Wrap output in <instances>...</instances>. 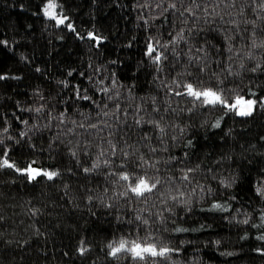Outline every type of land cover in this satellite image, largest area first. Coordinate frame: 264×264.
<instances>
[{
  "label": "trees",
  "instance_id": "obj_1",
  "mask_svg": "<svg viewBox=\"0 0 264 264\" xmlns=\"http://www.w3.org/2000/svg\"><path fill=\"white\" fill-rule=\"evenodd\" d=\"M104 1L108 2L106 5L111 4V0ZM122 1H112V4L116 6L118 11H122L125 7V2L124 0ZM56 2L61 15L66 18L65 20L74 23L76 31H70L64 24L57 25L55 20L46 17L44 12L39 8L41 0H0V48L3 51L5 57L4 63L7 66L6 73L0 75L4 77V79H0V100L4 99L9 103L16 104L19 108L18 104L21 100L17 98V95L23 92L28 94L30 99L35 98L40 101L39 103L42 107H33V118L31 121H26L27 123L22 124L20 135L23 138L27 133L28 135L31 133L36 135L31 140H36L37 148L40 151L47 152L49 158L52 157L50 151L54 148L55 141L62 144V146H69L65 151L68 150V153L71 155L73 152L77 153V148L86 150L87 152L89 150L90 152L94 151L91 154L94 157L90 156L88 162L83 166V168H91L99 156L98 152L95 153L99 147L95 145L94 141L101 142L103 138V136L100 138L98 133L96 134L97 129L101 126L98 117L92 112L93 108L85 107V103H89L90 99L78 98V95L79 97L85 95H82L80 90L74 89L72 83L70 84L69 72H81L87 66H90L95 70V73H98L97 68L101 67L98 64L100 59L97 53H101L105 46L101 47L100 50L99 48L96 50L93 41L88 42L86 40L87 38L91 39L89 37L90 33L94 34L93 32L96 29L98 30L96 9L99 7V2L98 0H56ZM137 2L140 5L149 6H155L159 4L158 2H161L163 6L165 2H168L163 6L166 7L171 3V0H138ZM179 2L177 9L180 10L181 8L180 11L183 10V7L188 6L189 3L182 7ZM227 3L229 4L228 7H225L223 3L219 5V8L216 9V12L219 13L218 15L214 14L206 17L202 9L198 12V15L200 17H202L201 15L205 16L206 21L208 19L209 21L211 19L215 20L218 27L227 34V38L231 37L233 39V36H235L234 38L237 39V42L233 45L229 43V45L225 46V49H227L226 55L228 54L233 60L240 59L239 61H242V57L245 58L248 56V53H253V57L247 61L250 69L255 67L257 63L261 65L260 53L264 48H256L257 52H254L251 48H246L248 50L241 53L235 45H239V42L247 43L251 41L253 32L256 34L255 39L257 43H259L257 39H261V37L264 39V31H262L264 30V13L259 11L257 5L252 3V0H236L234 6H231V0H227ZM211 7H215V2L212 3ZM229 21H234L235 23H229ZM169 23L168 28L165 27L167 34H169L167 42H165L166 44L173 45L170 42L181 30L183 31L184 38L189 34L186 30L185 22L177 20L175 15ZM158 25L160 23L156 24V26ZM139 27H142L141 23H139ZM139 27L136 25L133 30H137ZM173 27L176 28L174 31L171 30ZM78 32L80 33L79 36ZM197 34L199 35L193 38L196 41V38L201 40L198 47L204 49L203 53H205L207 58L222 61L221 55L213 54L214 50L212 46H214V41L210 37L212 35L210 30L201 28ZM154 35H156L155 37L158 38L156 39L158 41H161L164 36L163 32H157ZM134 38L131 42H134ZM189 41L192 43V39ZM129 45L125 44L127 47ZM229 46L232 48L231 52L228 51ZM193 48L192 50L195 52H192V57L199 61L197 48L194 45ZM180 53V51L177 52V54ZM257 53L259 55H256ZM143 64L145 65L143 76L145 85L143 91L136 95L137 100L134 99L133 103L136 100L141 105L144 100L146 101L143 103L144 106L140 108L141 110L146 109V112H151L148 109H152V113H149L150 116L148 117H150V120L154 119L160 122V125L165 129L163 138H160L159 129H157L158 132H155L154 129L147 132H139L128 98L123 93L115 94L114 92L117 91L112 90L110 91L111 93L107 94L108 97L105 99H103L106 94L104 91H99L102 93L101 95L91 93L92 98L101 106L103 112L108 113L105 121L106 125H104L103 129L108 141L117 146L115 156L111 155V148L105 149V152L109 153L107 158L112 161L110 167L104 166L103 160L101 161L100 168L104 170L103 173L105 175L110 172H132L129 166L124 169L119 168V164L123 159L119 149L123 148L124 151L130 153V156L132 154L135 155L134 159L131 160L129 156L130 162L138 158L134 164L130 163L132 167H136V163L142 156L149 164H155L153 170H160L161 168L167 172V175L172 177V172L170 173V171L173 170L168 167L169 164L173 163V160L176 158L179 164L184 163L186 160L183 153L178 151L183 141L192 137L196 139L199 135L203 136V141L207 139L206 134L209 131L201 128L203 124H198V126L196 124L195 131L190 132L188 130L192 128L190 125H193V123L189 119H184L183 116L179 118L169 116L167 112L172 108L170 106L175 103V99H177V96L172 94L177 90L176 83L173 85L171 83L173 81L169 79L170 76H165V69L163 67L156 68L153 64L147 65L144 60ZM240 66L233 63L230 68L238 75ZM158 68L160 69L159 71L157 70ZM199 69L200 66H197L196 69L186 66L183 67V71H181L182 69H178L177 74L188 72L191 73L189 76H193L194 74L201 76ZM111 71L113 72L111 69L105 71V77H109ZM212 73L222 78L217 71H212ZM223 74L222 76L226 77L225 72ZM261 74L258 76L250 73V79L252 83L256 84L254 85L255 87L258 86V90L264 92V71ZM210 76L211 74L208 77ZM237 77L239 78H231V81L235 82L234 84L241 82L243 87L248 84V78ZM159 87H161L160 90L165 91L164 96L163 94L160 95ZM166 91L170 92L172 96L170 93V95H167ZM89 95L87 93L86 96ZM55 101H57L61 111L56 117L52 113L51 116L47 115V119H51L52 124L59 121L60 125L57 129L49 125L50 122L49 120L47 121L42 111L43 107L46 110L48 106L49 108L54 107ZM105 104L107 107H104ZM117 104H119V111L116 110ZM154 108H159V111H153ZM37 109H40V111L38 112ZM136 111L139 110L136 109ZM143 113L145 112H142L141 115L144 116L145 114ZM187 117L186 115L185 118ZM257 120L252 122H256ZM93 124L97 125V127H91ZM42 127H44V132H47L45 130L47 128L50 133L54 132V135L47 137L46 134H39L40 131L38 133L35 132L41 130ZM5 129L6 127H0L1 145L5 141H12L11 133L9 135ZM219 133L217 139L218 146L214 147L212 146L213 144H207L203 154L208 153L211 149L218 148L222 150V155H216L205 169H198L200 173L197 177L201 178H197V182L195 181L194 185L191 186L189 184L187 189L185 187L183 189L180 187L181 183H179L175 184L176 188H180L182 192L192 190L191 196H195L197 192L203 194L206 188L218 186L217 181H223L221 183L222 186L217 189V192L222 195L228 193L230 182L236 178L247 176L250 168H248L249 165L245 159L241 157L242 152L239 148L240 134L237 132V126L229 124L224 134L222 132ZM157 136L160 138L158 141ZM150 137L154 139V142L149 140ZM28 147L31 150L33 149V146ZM144 147L155 148L156 151L147 155ZM58 154L64 161L67 159L70 166L64 165V168L56 171L59 175L53 180L40 176L35 181L29 182L27 175L20 174L14 169L0 168V264H61L64 262L59 260L61 255L64 256L70 253L75 258L78 257L76 252L74 253L76 251L74 246L77 245L76 241L80 236L86 239V242L90 244L92 249L91 256L83 258L81 260L82 264H136L131 258H128V254L119 257V259H116L117 261H110L107 258V250L103 246V240L99 241L95 235L86 237L83 234V228L93 222L105 228H110V232L114 231L121 234V232L125 231L127 232L123 233L125 239L130 241L138 240L141 243L147 241L148 243L156 244V237L172 236V229L175 224L173 222L177 219L172 218L167 220V216L157 205V203H160V200H156V203L151 206L153 194L146 202L135 200V198H133V202H129L126 198L119 196V193L124 191L123 185L125 182L118 181L117 177L112 175H108L112 181L109 183L110 188H105L107 192H105V189L101 191L103 188L100 186L104 182L102 179L97 181L96 187H88L89 189L85 187L84 190L75 189L72 185V176L68 173L69 171L76 172L78 180L84 179L88 181L85 172L81 171V168L76 165L75 158L77 154L75 158L73 155H67V152H58ZM203 154L198 153L197 156L201 155L202 157ZM29 155L33 154L31 152L25 154L24 158ZM237 155H240L241 160H238ZM0 156V158H5L1 153ZM193 164V167L196 165L203 166L198 159H195ZM146 165L148 166V164L143 166L146 167ZM256 170L252 179L255 187L254 195L252 198L240 202L239 213L237 214L240 217L242 216L244 220L250 219L245 218L249 213V208L253 207L255 209L258 200L263 199L264 201V195H260L257 192V189H264V177L257 176L259 175V167ZM161 173V171L157 172L162 177L161 179H163V173ZM90 183L92 184V182ZM226 184L228 185L227 187L225 186ZM168 186L172 189L170 184ZM201 186L204 188H201ZM156 193L161 197L165 193V186H163L160 192ZM89 196L92 197L91 201L88 199ZM185 198L187 199V196ZM100 203L101 206L99 207ZM108 205H112V207H108ZM236 211L238 210L236 209ZM37 213L38 215L41 213L38 218H36ZM200 214L201 212L197 209H193L184 220L189 222L196 220L197 217L200 219L201 217L198 216ZM137 215L141 217L140 221L135 220V216ZM145 219L148 220L147 225L142 223ZM211 220L212 225L219 228L220 231L224 230L225 234L220 233L218 238H214V241L210 237L209 239L206 238L208 240L206 244L214 250L226 251L229 255L233 254L236 251L234 249V246H237L236 241L240 238L239 232H241V228L244 231L245 227L240 225V228H237V230L232 229L231 231L230 225L227 222L228 219L218 217ZM230 227L232 228L233 226ZM201 228H205V225L200 221L196 229L200 230ZM230 231L239 232L231 234ZM140 233L143 236H140ZM131 235L135 236V238ZM120 239L124 238L116 237V241ZM183 241L189 243L187 240ZM184 242H182V246L185 245L183 244ZM177 245L180 247V242ZM225 245L228 246V250L224 249ZM245 249L249 250L250 248ZM171 257L168 256V258ZM160 258L164 259L163 257ZM160 258H147L146 261L138 262L139 264H161L163 260H159ZM183 261L181 259L174 263L182 264Z\"/></svg>",
  "mask_w": 264,
  "mask_h": 264
},
{
  "label": "rangeland",
  "instance_id": "obj_2",
  "mask_svg": "<svg viewBox=\"0 0 264 264\" xmlns=\"http://www.w3.org/2000/svg\"><path fill=\"white\" fill-rule=\"evenodd\" d=\"M112 1L113 0H111V4L106 5L108 4V2L98 0L99 7H97L96 9L98 30L96 29L93 32L94 34H92V36L99 38V44H97V41L92 38H85L88 42L93 41V45L96 50L98 48L100 50L101 47L105 46L101 53H97L100 59V62L98 64L101 66L97 68L98 73H95V70L90 66H87L85 70L81 72H69L70 84L72 83L74 89L80 90L82 92V95H87V93L90 94L89 96H91V93H97L101 95L102 93L100 92L103 91L104 88H108L109 91L106 92L103 99L107 98V94L112 90L117 91L114 92L115 94L123 93L128 98L134 121H136V119H139L141 116L143 117L142 124H136L139 132H147L152 129H154L155 132H158L157 128L153 124L147 123L148 121H150V117L148 116H150L149 113H152V109H148L151 112H146V109L141 110L140 107H143V103H145L146 101L144 100L141 105L139 101H136V95L140 94L141 91H143L145 85V80L143 77L145 72V65L143 64L144 60L147 65L153 64L156 66V68L163 67L165 69V76H170V81H176L180 85L191 82L200 88L213 87L215 90H223L222 94L228 99L229 103H232L234 101V98L237 96L243 97L245 100L251 99L258 102L253 111V114L248 117L237 116L234 112H230L220 105H217L216 107L200 106L199 102H195L194 104L189 98L184 96H177V99H175L174 101L175 103L170 106V108H172L167 112L169 113V116H174L175 118L183 116L184 119H189L193 123V125H190L192 126V128L188 131H195L196 124L197 126L198 124H203L201 128L209 132L206 134L207 139L205 141H203V136L200 135L196 139L195 137H192L187 138L183 141L182 146L178 151L183 153V156L186 160L184 161V163L179 164L176 158L175 160H173L174 164H169L168 167L173 170L170 171V173L172 172V177L167 175V172L160 168L159 172L161 171L163 173H161L163 176V179H161L162 177L157 174L156 169L153 170L154 168L150 167L149 165H146V167L143 166L144 171L150 178L160 179L161 183L159 189H157L156 192H160L163 189V186H165V193H163L161 197L158 193H153L151 206L156 203V200H160V203H157V205L161 208L160 210L165 213V215L167 216V220L172 218L177 219L175 222H173L175 224L172 229V236H163L162 238L154 237L156 241L155 245L158 250L163 247H167L172 250L167 254L166 257H163L165 259V262L164 259L160 257L156 258H160L159 260H163L161 264H172L181 259L184 260L182 264H264V240L257 239V237L264 235V220L261 219V217H264L263 199L260 198L261 200H258V202L256 203L257 207L255 209L253 207L249 208V213L247 216H245V218H250L247 224L242 223L244 219L242 218V216L240 217L237 215L239 213L240 202L248 200L254 195L255 187L253 185L252 179L255 171H257L256 168L259 167V175L257 176L264 177V107H260L259 104L261 99L264 100V92L258 90V86L255 87L254 85L256 84L252 83V80L250 79V73L259 76L262 75L261 73L264 71V50L260 53L262 67L259 68L258 71H252L249 67V64L247 63V61L249 60L248 56H246L245 58L242 57L243 60L239 61L240 59L233 60V58H230L228 54L226 55L227 49H225V46L227 44L229 45V43H231L232 45L235 44L237 42V39L234 38L235 36H233V39H227V34H225V32L218 27L215 20L211 19L209 21L208 19V21H206L205 16L201 15L202 17L199 16L200 19H197L196 17H187V22H185V17L187 16V14H185V17L180 16V7V10L178 9L177 11L168 8V6L163 7L169 1L165 2L163 6L161 2H158L159 4L157 5H159V7H157V5H140V3L137 2L138 0H124L125 7L122 11H118L116 6L112 4ZM118 1L123 2L122 0ZM178 1L180 0H171V3L175 2L178 6ZM49 2L50 0H41L39 8L44 12V9ZM51 2L55 3L56 5L54 11L57 14V18H65L61 15L56 0H51ZM188 2L189 0H185L184 6ZM179 4L181 3L179 2ZM165 9H167V11H165ZM174 15L177 20L185 22L184 24H186L185 27L187 28L186 30L189 32V34H187L183 40H179L173 45L168 44V47L165 48L163 46L166 44L165 42H167L169 35L167 34V30L165 27L170 24L169 21H171V18L173 19ZM139 23H141L142 27H139ZM157 23H160V25L156 26ZM69 24L72 26L71 29L68 27ZM64 25L73 32L72 29L75 28L73 22L65 20ZM136 25H138L139 28H137V30H133ZM200 27L202 29L207 28L210 30L212 34L210 37L213 38L214 41V46H212V49L214 50L213 54L221 55L222 61H217V59L213 58H207L205 53H203L204 49L198 47V44L201 40L196 38V41L193 37L199 35L197 34V32L201 30ZM173 28L171 29L172 31L176 29ZM157 32H163L164 36L162 37L161 41L156 40L158 38H156V35L154 34ZM79 35L80 33L78 32V36ZM133 37H135L133 40L134 42H131ZM191 39L192 43H190L189 41ZM261 39H257V41L260 42ZM251 42L252 40L247 43L239 42V45L235 46H237L241 53H244L245 50H248L246 48H251L252 50H254V52H257L256 48H253L251 46ZM149 43L153 44L157 52L162 54V57H166L162 58V62L159 65L154 64L152 62V58L147 55V46ZM125 44L130 45L127 47L125 46ZM193 45L197 49H203L201 54L200 51H197L198 53L196 52L199 55V61L192 57V52H195L194 50H192L194 49ZM179 51L181 53L177 54V52ZM153 55H155V53H153ZM4 62L5 57L3 55L2 49L0 48V75L6 73L7 66ZM233 63L237 66L238 64L239 66L241 65L238 75L235 73V71H233V69L230 68L232 67ZM186 66L188 68L191 67L194 69H196L197 66H200L199 74H201V76H196V74H194L193 76H189L188 72L177 74L178 69H182L181 71H183V67ZM104 68H106V70H104ZM202 68L203 71H201ZM108 69L113 70V72L111 71L109 77H105V71H107ZM212 71H217L222 78L213 75ZM223 72H225L226 77L222 76L224 75ZM210 74L211 76L208 77ZM237 76H241V78L243 79L248 78V84L245 87L241 85V82H239L238 84H234L235 82H232L231 78H239ZM160 88L161 87H159L158 89L160 90ZM175 91H184V89L183 87H180ZM159 93L160 95L163 94L164 96L165 91L160 90ZM169 93L170 92H167V95L171 94ZM17 98L21 100L18 104L19 108L16 104L9 103L4 99L0 100V127H6V132H8L9 135L11 133L10 136L12 140L11 142L5 141L3 145H1L0 143V153L3 154L4 157V154L7 153V156L5 158H7L10 163H14L15 167L19 169H27L31 165V167L38 170L56 172L64 168V165L70 166V163L67 161V159H65L64 161V159L61 158V156L58 154V152H67V155L72 156L70 153H68V150L65 151V149H68L67 147L69 146H62V144H59L55 141V146L50 151L52 153V157L49 158L47 152L40 151L37 148V141L34 139L31 140V138H34V136L36 137V135H33L32 133L28 135L27 133L24 138L20 135V132L22 131V124H24L25 121H31L33 118V107L37 108L42 106L39 103L40 101L35 98L30 99L28 94L23 92L19 93L17 95ZM134 99L136 100L133 103ZM88 102L89 103H85V107L93 108L92 112L98 117V121L101 126L97 129L96 134L98 133L100 135V138L102 136L103 138L101 139V142L94 141L95 145L99 147V149H96L95 153L98 152V154L100 155L101 151H105V149L110 148L108 138H106V133L103 129L104 125H106V116L103 114L104 112L101 109V106L96 103L92 96L90 101ZM54 104V107L49 108L48 106L47 110L43 107L42 111L44 112V116L46 119L47 115L51 116L52 113L53 116L56 117L61 111V108L58 106L57 101H55ZM136 109L139 111H136ZM142 112H145L143 113L145 114L144 116L141 115ZM186 115L188 116L187 118H185ZM256 119H258L256 122H252ZM48 120L49 119H47V121ZM217 121H219V127L214 126L216 125ZM49 122L50 124H48L52 125L54 128L56 127V129L60 125L59 121H56V123L52 124L50 119ZM229 124H235V126H237V132L238 134H240L239 148L242 152L241 157L245 159V161L249 165L248 168H250L247 176L236 178L232 182H230L231 184L228 193H224L222 195L217 192V189L222 186V182L220 181H217L218 186H214V188H206L207 190L204 189L203 194L197 192L195 196H191L192 190L188 192H182L180 188H176L177 186L175 184L179 183H181L180 187L183 189H187L189 184L191 186L194 185V183L197 182L196 179L201 178L197 177L200 173L198 169H205L216 155H222V150L218 148H214V151L211 149L206 154H203V152L205 151L207 144H213L212 146L214 147L218 146L217 139L220 134L219 132H222L224 134ZM43 129L44 127H42L41 130L35 132L38 133L40 131L39 134H46L47 137H50V135H54V132L50 133L47 128L45 129L47 130V132H44ZM159 139V136H157V141ZM149 140L154 142V139L151 137L149 138ZM28 146H33V149L31 150ZM76 151L77 159L74 157L76 160V165L81 168V171H83V166L86 164V162H88L90 156H92L91 154H93L94 151L90 152L89 150L87 152L86 150H81L79 148H77ZM144 151L147 152V155L153 153L150 147H146ZM30 152L33 155H29L24 158L25 154H28ZM198 153H202V157L201 155L197 156ZM134 156L135 155L132 154L130 156V160L134 159ZM237 158L238 160H241L240 155H237ZM195 159L200 160V163H202L203 166L196 165L195 167H193V162ZM102 160L103 158L101 157V161ZM136 160L131 161V163L134 164ZM132 164H129L132 172L137 171L136 167L131 166ZM164 168L166 169V167ZM188 168H193L196 170L190 174L189 181H183L180 179V177L184 175L185 170ZM103 172L104 170L98 168V170L92 171L87 174L85 173L88 181L84 179L78 180V174H76V172L69 171L68 173L72 176L71 181L75 189L78 188V190H84L85 187L86 189H89L88 187H96L95 184H98L97 181L102 179L104 180V182L101 186L99 185L101 188H103L101 189L102 191L105 188H110L109 183L112 181L110 179V176L105 175ZM128 172L132 173L131 171ZM90 182H92V184ZM169 184L172 189L169 188ZM201 188L204 187L201 186ZM215 190L216 192H214ZM179 193H183V196L180 197L179 200L171 199L172 196L179 195ZM186 196L187 199L185 198ZM215 204L222 205L227 210L214 208L213 205ZM100 206L101 203L99 204V207ZM193 209H197L199 212H201V214L198 215L201 218L199 219L197 217L196 220H191L189 222L185 221V217H187V214L193 211ZM236 209L238 211H236ZM39 215H41V213H39ZM39 215L37 213L36 218H38ZM218 217L228 219V224L230 226H233L231 228L228 225L231 231L232 229L237 230V228H240V225H243L245 227L244 231H242L241 228V232H239L240 230L236 232L230 231L231 234L239 232L240 235V238H238L236 241L237 246H234V249L236 251H234L231 255H229L226 251L214 250L212 247L206 244V242H208L206 238L209 239L210 237L214 241V238H218L220 233L225 234L224 230L220 231L219 228L212 225L211 219H215ZM199 220L205 225V228H201L200 230L196 229V226L200 223ZM110 230V228H105L104 226L93 222L87 224L83 228V234H85L86 237L95 235L97 236L99 241L103 240V246L107 250V258L113 262L117 260L113 259L109 255L110 250L108 249L107 245L116 241V237H123L125 239V235L123 234L125 231L123 233L121 232V234L123 235L122 236L119 233H115L113 230V232H110ZM139 235L143 236L142 233H140ZM133 237L135 238V236ZM183 240H187L189 243L184 242ZM178 242H180V247H178L177 245ZM182 242H184V246H182ZM76 243L77 245L74 246L76 251H74V253L76 252L78 257L75 258L74 255H71L70 253H67L64 256L61 255L59 260L64 261L61 264H82L81 260H83V258L91 256L92 249L90 247V244L86 242L85 238H82V236H80V238L77 239ZM82 245L83 247L88 249V251L85 252L84 255H81L79 251ZM225 248L226 250H228L227 245L224 246V249ZM245 248L250 249L248 250ZM124 254L126 255L127 253H121L120 257L124 256ZM168 256H172L171 258L173 260L171 258H168ZM128 258H130L129 255ZM134 262L136 264H139L138 261Z\"/></svg>",
  "mask_w": 264,
  "mask_h": 264
},
{
  "label": "snow or ice",
  "instance_id": "obj_3",
  "mask_svg": "<svg viewBox=\"0 0 264 264\" xmlns=\"http://www.w3.org/2000/svg\"><path fill=\"white\" fill-rule=\"evenodd\" d=\"M215 2V7H211L212 3ZM180 3L183 7L185 0H180ZM223 3L225 7H228L229 4L227 3V0H189L188 6L183 7V10L180 11V16L185 17V14L187 16L185 17V22H187V17H196L199 19L198 12L202 9L204 15L211 16V15H218L219 13L216 12V9L219 8V5ZM236 3V0H231V6H234ZM253 4L257 5V8L259 9L260 12L264 13V0H252ZM159 7V5H157ZM211 7V11L209 10ZM55 8L56 5L55 3L50 2L46 5L44 9V15L50 19L55 20L57 25H62L65 23L66 18H57V14L55 13ZM168 8L173 9V10H178L177 9V4L175 2L170 3L168 5ZM167 11V9H165ZM223 19V17H221ZM147 22V21H145ZM229 23H235L234 21H229ZM255 23V22H253ZM68 27L71 29V25L69 24ZM74 30V29H72ZM264 31V30H262ZM255 32L252 33V42L251 46L253 48H264V39H261L259 43L256 42L255 39ZM89 37L96 40L97 44H99L100 40L97 37L92 36V34H89ZM183 31L181 30L180 33L177 34V36L170 42L172 44L177 43L179 40H183ZM227 39H232L231 37H228ZM163 47L167 48L168 44H165ZM197 51H203V49H197ZM228 51L231 52L232 48L229 46ZM155 53V55H153ZM147 55L152 58V62L154 64L159 65L162 62V54L157 52L156 48L153 46L152 43H149L147 46ZM248 58L251 59L253 57V53H248ZM256 55H259L257 53ZM243 66V65H242ZM261 65L257 63L255 67H253L251 70L256 71L259 69ZM158 71L160 70L159 68L157 69ZM203 71V68L201 69ZM191 75V73H189ZM0 79H4V77L0 76ZM173 83H176L177 88L183 87L184 91H175L174 95L176 96H184L189 98L194 104L195 102H199L200 106L204 107H216L217 105L222 106L223 108L227 109L230 112H234L235 115L240 116V117H248L253 114V111L257 105L256 100H245L243 97L237 96L234 98V101L232 103H229L228 99L223 96L222 92L223 90H215L213 87H205V88H200L196 85H194L191 82L185 83L183 85H180L176 81H173ZM79 91V90H78ZM104 92H108V88L103 89ZM254 95V94H253ZM85 100L91 99L89 96H83L79 97ZM260 107H264V100H261L259 102ZM104 107H107L105 104ZM116 110L119 111V104L116 105ZM39 112L40 109H37ZM153 111H159V108H154ZM105 116L108 115V113H103ZM127 115V113H125ZM143 121V117L141 116L139 119H136L135 123L137 125H141ZM24 123H27L26 121ZM147 123L153 124L157 129H159V132L161 134V139L163 138V134L165 132V129L160 125V122L157 120H150ZM215 127H219V121H217ZM83 127V125H81ZM91 127H97V125L93 124ZM6 131V129H5ZM146 138V137H145ZM2 143V141H0ZM190 143V142H189ZM109 145L111 148V155L115 156L117 152V146L116 144H113L111 141H109ZM122 153L123 159L121 160L119 164L120 169H124L129 166L131 163L129 161V156L130 153L127 151H124L123 148L119 149ZM152 151H156L155 148L152 149ZM5 157L7 156V153L4 154ZM72 155L75 157L76 153L73 152ZM109 153L105 151H101L100 155L97 157L96 161L92 164L91 168L85 167L83 168V171L87 174L92 172L95 169H98L101 167V157H103V165L106 167H110L112 161H110L108 157ZM148 164L150 167H155V164H149L148 161L144 160L143 157L141 156L136 163V169L137 171L133 173H129L126 171H120V172H110L107 175H112L117 177L118 181H123L125 184L123 185L124 191L119 193L120 197L126 198L129 200V202H133V198L135 200H142L146 202L150 196L155 193L160 186V179L159 178H150L147 173L143 169V165ZM0 168H10L14 169L16 172L20 174L27 175L29 182L35 181L37 177L44 176L48 180H53L56 176L59 175V173L55 171H44V170H38L36 168L31 167V165L27 169H19L15 167L14 163H10L7 158H0ZM196 169L193 168H188L185 170L184 175L180 177L181 180L183 181H189L190 180V174L194 172ZM158 172L159 169H156ZM171 179V178H169ZM223 183V181H222ZM226 187L228 186L227 184L225 185ZM105 192H107V189H105ZM258 194L264 195V189H257ZM183 196V193H179V195L172 196L171 199L173 200H179L180 197ZM89 201L92 200V197H88ZM108 207H112V205H108ZM214 208L217 209H222V210H227L224 208V206L215 204L213 205ZM262 220H264V217H261ZM135 220L140 221L141 217L139 215L135 216ZM143 224L147 225L148 220H143ZM242 223L247 224L248 220L242 221ZM179 231V229H178ZM257 239L264 240V235H261L257 237ZM108 249L110 250L109 255L113 259H119L121 253H127L132 261H146L148 257H166L167 254L172 251L171 249L167 247L160 248L159 250L157 249L155 244H150L147 242L141 243L138 240H128V239H120L119 241H114L112 243H109L107 245ZM80 254L84 255L85 252L88 251L87 248L81 246L79 249Z\"/></svg>",
  "mask_w": 264,
  "mask_h": 264
}]
</instances>
